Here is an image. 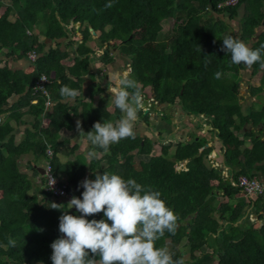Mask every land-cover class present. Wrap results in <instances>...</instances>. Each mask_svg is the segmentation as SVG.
<instances>
[{"label":"trees","instance_id":"16d2710c","mask_svg":"<svg viewBox=\"0 0 264 264\" xmlns=\"http://www.w3.org/2000/svg\"><path fill=\"white\" fill-rule=\"evenodd\" d=\"M220 1L224 0H114V6L105 9L109 0H0V52L9 49L6 55L10 59L25 58L31 50L38 52L36 67L30 72L14 68L8 60L0 65V115L8 110L14 96H21L18 107L37 99L28 111L34 116L33 128L26 129L20 143H16L12 120L22 114L0 121V264H52L50 245L60 236L62 214L51 209L52 203L79 215L75 208H68V201L53 197L42 187L45 177L35 167L41 181L36 184L22 169L20 159L32 153L37 161L45 159L46 165V150L52 145V167L58 176L62 169L57 158L58 140L63 129L73 134L80 121L87 133L95 122L115 123L122 117L115 106L107 107L105 98L97 106L81 109L60 96L63 85L81 93L91 64L116 58L111 48L129 63V78L137 82L144 96H153L161 106L176 103L187 114H205L224 145L234 146L225 152L234 181L242 174L264 176V141L254 137L244 155L245 138L236 134L249 118L256 125L264 123V104L244 115L238 84L223 81L228 73L248 70L255 76L260 72L261 84L251 89L256 96L264 92V68L259 63L234 65L230 55L221 51L222 40L229 35L249 43L252 49L264 45V0H238L233 6L218 8ZM240 13L238 33L232 21ZM72 20L80 22L77 32L76 27L70 28ZM166 20H173L174 25L164 34ZM63 38L68 39L65 44L60 41ZM47 40L55 45L47 48ZM70 48L76 56L64 73ZM103 48L105 53L98 55L97 50ZM216 72L222 73L220 79L214 78ZM42 74L50 79L47 88L55 101L47 127H42L40 120L46 98L33 90ZM96 91L109 94L101 85ZM159 112L167 116L165 110ZM138 116L152 127L150 112L144 115L139 111ZM161 136L155 142L152 136L135 133L134 138L112 144L107 153L96 147L102 156L90 164L86 158L68 161L64 165L69 169L68 191L81 197L79 185L88 168L134 179L161 192L178 216L175 234L166 232L156 242L157 247H167L174 260L182 258L184 264H264V194L229 203L241 189L225 179L219 167L207 163L205 156L212 148L200 153L205 139L179 142L172 149L173 143L164 142ZM144 154L147 159L140 157ZM186 160L188 169H179ZM214 180L224 192L222 200L216 195ZM251 214L257 220H252ZM87 218L102 219L103 213ZM9 239L16 241L15 247L8 245ZM182 241L188 256L181 248Z\"/></svg>","mask_w":264,"mask_h":264},{"label":"clouds","instance_id":"9594fccd","mask_svg":"<svg viewBox=\"0 0 264 264\" xmlns=\"http://www.w3.org/2000/svg\"><path fill=\"white\" fill-rule=\"evenodd\" d=\"M113 6L114 0H109L104 8ZM221 51L230 55L234 65L251 67L259 63L264 68V45L252 49L229 35L223 38ZM221 75L216 72L214 78L220 79ZM110 90L122 117L115 123L95 122L87 133L80 121L76 124L77 131L105 153L112 144L134 138L135 122L143 103L141 89L127 72L117 74L116 86ZM79 95L78 89L67 85L60 88V96L65 100L74 101ZM88 155L94 157L96 153ZM54 183L52 178L51 187ZM79 187L83 189L82 198L73 196L67 204L79 215L63 210L62 204L52 203L51 209L62 213L60 236L50 245L52 264H184L182 258L174 260L167 247L156 246L166 232L174 235L178 224V216L162 199L161 192L107 172L96 174L95 179L85 178ZM100 213L102 219L87 218ZM8 245L15 247L16 241L9 239Z\"/></svg>","mask_w":264,"mask_h":264},{"label":"crops","instance_id":"0c3cea01","mask_svg":"<svg viewBox=\"0 0 264 264\" xmlns=\"http://www.w3.org/2000/svg\"><path fill=\"white\" fill-rule=\"evenodd\" d=\"M240 13L238 16H235V18L232 21V24L237 26V32L239 33L238 27H239V18L241 17ZM227 21H229V17H225ZM76 22L72 20V23L70 26L75 25ZM80 26V22L77 23ZM78 26V27H79ZM76 27V26H75ZM95 36V35H94ZM62 43H66L68 39L63 38L60 40ZM48 45L47 48L51 45H55L54 41L47 40ZM249 44V43H248ZM250 46V44H249ZM102 49L97 50V54L101 55L104 52L101 51ZM69 57L64 62V73L68 72V66L74 61V58L76 56V51L73 48L69 49ZM113 53V52H111ZM116 56V55H115ZM110 60H107L106 62H101L100 59L93 62L89 68V74L85 75V81L83 84V91L79 95L78 102L76 99L74 101L65 100L70 105L73 106H79L81 109H83L84 105L86 106H97L102 98L106 99L107 107L109 109H112L114 107L113 104V93L110 89L116 86V77L117 74L114 73L112 66L110 65ZM8 63L12 65L16 69H21L26 72L32 71L36 67V62H31L27 57L25 58H19V59H8ZM129 64L128 62H126ZM248 72V70L246 71ZM110 74H112L114 77H112ZM93 75V76H92ZM228 76V75H227ZM224 76L223 81L225 82H232L237 83L240 89L239 97H240V103L242 104V110L244 115H248L251 109L259 110L258 106L254 107V104L261 103L264 104V98L261 102H259L258 98L251 94L252 86H258L260 85V76L251 77L249 75L244 76L242 72H236L232 73L229 77ZM114 78V79H113ZM114 83H113V81ZM98 85L102 86L106 93H97ZM144 95V94H142ZM21 96H14L11 99L10 105L8 110L3 112L0 115V121H4L8 116L13 115L14 113L18 114L21 113L22 117H18V120L13 119L12 125L15 127L14 134L16 136V143H20L22 139L25 136L26 129H32L33 122H34V116L32 114H28V111L30 109V104L37 103V99H34L31 101L30 104H25L21 107H18V100ZM264 97V96H263ZM146 100L148 98H145ZM53 100V99H52ZM55 101L53 100V105L51 107H44V110L42 113H40L41 116V126L47 127L50 123V117L49 113L51 112V108L54 106ZM17 104V105H16ZM142 111L143 107H141ZM159 110H165V113L167 115V118L164 122H161L159 119ZM150 115H151V126L154 127L153 122H155L158 126V129H162L159 131L156 129L155 137H160V133L162 134L163 131H165V134L167 136H163L162 138L164 142L173 143L174 149L177 143L179 142H190L193 139H205L203 142V146L200 149V153L207 147H211L212 150L208 154L210 158H208L206 155L205 159L208 164H210L212 167H219L222 170V175L225 179H229L231 183H233V175L234 171L230 165L226 164L225 160V152L227 148H233V145H224L223 141L219 139L217 136V133L213 130V126L208 122L209 119H207L206 116H198L194 114H187L183 111L182 107L178 104L168 103L166 105H159L152 103L151 109H150ZM148 112V113H149ZM146 114V113H145ZM142 121H139V116L137 121L135 122L134 126V132L137 135H141L142 133V127H141ZM207 125L209 126V129H207ZM72 131L69 129H63L61 131V135L59 138V151L57 152V158L62 163V169L61 172H59V179L63 181H67L69 178V175L66 173L67 170H69L66 166H64L68 161L75 160L77 158H86L88 163L90 164L91 160H94L96 158H99L102 156V152L98 151L95 146L91 145L90 142L87 140L86 136L81 134L80 132L76 130L71 133ZM190 133L195 134L194 138L190 137ZM246 133H250V135H247ZM237 135H239L240 139L245 138V147L246 150L244 151V155L247 154V150L252 147L253 138L258 137L261 138L264 141V123L261 122L259 124H255L254 120L249 118L245 123L243 128L240 131L236 132ZM157 135V136H156ZM153 136V137H154ZM246 136V137H245ZM157 142V141H156ZM173 151V150H172ZM89 152H95L96 155L94 157H89ZM21 167L23 170H25L29 175L34 177V181L36 184H41L40 177L36 176L34 173V168H38L39 173L41 174V170L44 169L45 166V159L36 160V157L32 153L24 154V156L20 159ZM188 160L182 162L179 165V169H188ZM105 166V162H103ZM33 166V167H32ZM66 167V170H65ZM101 174V170L99 168H88L87 173L85 175V178L88 179H95L96 174ZM44 176V174H41ZM258 177V176H257ZM260 179H264V176L262 173L259 175ZM264 181V180H263ZM213 185L216 188V195L219 197V200L222 198L223 190L221 189V186L219 185L218 180H214ZM246 196L243 194H238L236 198L230 199L229 203L235 204L242 199H245ZM222 200V199H221ZM245 209H248V205L245 207ZM251 211V208H249L248 212ZM228 215L230 213L228 212ZM254 214H251L252 220H257V218ZM187 251V250H186ZM188 252V251H187Z\"/></svg>","mask_w":264,"mask_h":264},{"label":"built area","instance_id":"2783aa9c","mask_svg":"<svg viewBox=\"0 0 264 264\" xmlns=\"http://www.w3.org/2000/svg\"><path fill=\"white\" fill-rule=\"evenodd\" d=\"M237 2L238 0H224L220 1L217 7L224 8L227 6H233ZM27 58L31 62L35 63L38 58V52H36V50L29 51L27 53ZM49 82V77L46 74H42L33 86V90L36 93H40L46 98L45 105L48 108L53 105V100L47 88V84ZM150 98L146 100L143 95V103L141 107H143L145 113H148L150 111L152 103L158 104V101H156L153 96H151ZM46 153L48 156V160L46 161V165L44 166L45 181L42 187L46 191L50 192L53 197L60 198L61 200L69 202L73 195L67 189V182L59 179V177L56 176V174L53 172L52 161L54 160L55 152L52 145L48 146ZM52 178L55 180V183L51 187ZM232 185L239 187L241 189V193L246 197H255L264 194V181L257 176L242 174L236 181H233Z\"/></svg>","mask_w":264,"mask_h":264},{"label":"rangeland","instance_id":"374dc122","mask_svg":"<svg viewBox=\"0 0 264 264\" xmlns=\"http://www.w3.org/2000/svg\"><path fill=\"white\" fill-rule=\"evenodd\" d=\"M14 16H12L11 17V19L12 20H14ZM173 25H174V21L173 20H166L165 22H164V34H167L168 32H170L171 30H172V27H173ZM76 26V32L78 31V29H79V25L76 23L75 25H72V26H70V28H72V27H75ZM79 26V27H78ZM233 27L234 28H236V30H237V26L234 24L233 25ZM95 33V32H94ZM78 34V33H77ZM95 35V34H94ZM95 37H96V35H95ZM246 44H248V43H246ZM104 50V52L106 51V49L105 48H103L101 51H103ZM9 51V49H3L1 52H0V58H2L3 59V61L4 62H2L0 65H3V63H5V60H8L9 58H8V56L6 55V53ZM110 52H113V54L114 55H116V58H114V60L113 59H111L110 60V65L112 66V68H113V72L114 73H116V74H123V73H125V72H127L128 74H129V71H130V69L129 68H127V66H126V60H125V58L123 57V56H120V54H119V52L115 49V48H111V50H110ZM247 70H245L244 72H242V74H244V76H246V75H249V76H251V77H256V76H261L262 74L259 72V73H257L255 76H252L251 74H250V72L248 71V72H246ZM232 73H228V76L227 77H229L230 75H231ZM112 77H114L112 74H110ZM114 79V78H113ZM113 81V80H112ZM115 81V80H114ZM114 81H113V83H114ZM261 81V80H260ZM261 84V83H260ZM264 86V85H263ZM114 88V87H113ZM264 96V92L262 91V92H259V94L258 95H256V97L258 98V100H259V102H261L262 101V99L264 98L263 97ZM145 98H150L151 96H144ZM151 99V98H150ZM145 100V99H144ZM255 106H258V108L259 109H261L262 108V104L261 103H256V104H254V107ZM140 111L141 112H143V114L145 115V111H142V109H140ZM147 114V113H146ZM150 118H151V116H150ZM166 118H167V116H163V114H160L159 115V119L158 120H160L161 122H164L165 120H166ZM150 122H151V120H150ZM153 125H154V127H150L149 128V126H147V124L145 123V122H143L142 121V123H141V127H142V133H141V135H144V134H147V135H149V136H152V139L156 142L157 140V138L154 136L153 137V135H155V132L154 131H156V129H158V125L155 123V122H153ZM148 128H149V131H148ZM159 131H161L162 129L160 128V129H158ZM163 136L165 137V136H167V134H165V131H163ZM157 136V135H156ZM163 139V138H162ZM161 141V140H160ZM157 151V150H156ZM141 158H143V159H147L148 158V156L146 155V154H144V155H141L140 156ZM254 218H256V217H254ZM185 241V240H184ZM184 241H182V243H181V248L183 249V250H185V252H186V250L187 251H189L188 250V247L187 248H185V246L183 245L184 244ZM186 254H187V252H186ZM186 256H188V254L186 255Z\"/></svg>","mask_w":264,"mask_h":264},{"label":"water","instance_id":"95a60500","mask_svg":"<svg viewBox=\"0 0 264 264\" xmlns=\"http://www.w3.org/2000/svg\"><path fill=\"white\" fill-rule=\"evenodd\" d=\"M255 39H257V36L254 37V40H255ZM143 110H144V109H143ZM198 116H205V114H201V113H199ZM209 126H210V125H207V129H209ZM207 157L210 158L209 155H208ZM44 173H45L44 169L41 170V174H44Z\"/></svg>","mask_w":264,"mask_h":264}]
</instances>
